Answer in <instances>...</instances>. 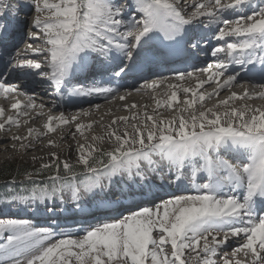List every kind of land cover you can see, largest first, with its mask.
<instances>
[{"label":"snow or ice","instance_id":"snow-or-ice-1","mask_svg":"<svg viewBox=\"0 0 264 264\" xmlns=\"http://www.w3.org/2000/svg\"><path fill=\"white\" fill-rule=\"evenodd\" d=\"M128 7L114 0H0V61L4 69L0 71V95L14 100L10 104L13 114L6 115L0 107V131L21 127V117H27L23 120L27 125L44 115L35 112L37 107H45L24 91L22 81L9 82L3 78L5 74L34 72L49 81L57 95L68 86L69 95L107 93L112 100L123 101L127 94L117 97L115 89L99 86L94 78L109 76V82L123 79L157 34L171 42L166 47L183 42L186 52L190 48L202 51L204 37L198 36L192 25L204 18V29L213 31L215 27L214 39L225 41L211 49L215 63L177 71L174 77L135 89L154 92L164 86L166 99L153 94L151 112L147 105L126 104L124 110L130 115L100 123L103 133L93 134L90 140L85 131H90L94 122L76 123L75 132L69 134H80L85 143L77 145L75 163L61 160L54 151L48 153L47 162L33 155V163L41 161L39 168L22 173L24 180L12 199L47 200L70 193L79 206L82 193L103 190L104 178L135 175L147 180L149 173L155 176L165 169L170 183L179 185L188 179L194 194L176 195L154 206L134 204L135 210L127 215L109 214L103 222L82 227V235L61 233L54 242L48 228L34 227L22 219H0V264H217L220 251H224L219 257L222 264H264V105L232 103L264 100V90L250 93L244 89L218 99L223 90L239 82V73L226 71L231 64L264 81V0H195L191 5L184 0H135L139 19L126 20ZM188 7L193 11L186 16L184 8ZM25 9L35 15L28 43L21 51L16 43L9 45L8 37L13 22L27 23L18 20V13ZM28 53L42 55L43 60L29 59ZM89 53L95 61L90 68L86 66ZM77 72H84L85 79L93 77L90 86L79 81L70 84ZM168 80L178 83H166ZM186 80L195 81L194 86H184ZM213 83L211 91L203 90ZM260 87L264 88V83ZM180 93L185 97L182 103ZM21 95L26 96V103L16 98ZM213 98L216 102L208 106ZM160 109L173 115L164 117ZM75 121L76 115L69 119L63 113H49L43 132L29 127L23 136L13 134L10 139L19 143L11 147L25 156L34 148L32 141ZM105 143L107 149L101 146ZM44 146L60 147L54 139ZM45 172L49 175L38 183L36 178ZM197 179L203 182L197 184ZM239 237L243 243L234 247L229 257L228 241ZM241 254L243 260L238 258Z\"/></svg>","mask_w":264,"mask_h":264},{"label":"bare ground","instance_id":"bare-ground-1","mask_svg":"<svg viewBox=\"0 0 264 264\" xmlns=\"http://www.w3.org/2000/svg\"><path fill=\"white\" fill-rule=\"evenodd\" d=\"M121 1L122 0H115L114 2L120 3ZM133 2L135 3V0H129V2L127 4H129L130 7H128L127 10L131 14V16L132 15L136 16ZM184 2H186L184 4L191 5L195 2V0H184ZM210 7H211V5H210ZM26 11H28V10L27 9L23 10V13H26ZM191 11H193V9L191 7L184 8V14L186 16L190 15ZM28 14H29V12L26 14L27 17H33L35 15L34 11L30 12L29 15ZM30 15H32V16H30ZM225 15L228 16L229 18L234 19V16H231L230 14H225ZM26 16H25V19L27 18ZM125 18L128 20L127 15H125ZM135 19H139V15L136 16ZM18 20L22 21L21 19H18ZM201 22H203V24H204L207 21H206V19L202 18ZM16 24L19 27H22V25H23L22 23H16ZM198 24L199 23L194 24V25H192V27L194 29H198V30H196L197 34H203L206 36L205 42H206V46H207L209 53H211V49L213 47L220 46V45H223L225 43V41H217L216 39H214V32L217 31L218 29H216L214 27L213 31H200L201 29L198 28ZM27 26H28V23H26V27ZM123 30H124V28L122 27L121 31H123ZM155 39H156V41L152 43V46H149L150 47L149 49H147L148 53H147V55H145V58H144L142 64H140L138 67L133 68V70L131 72H129L126 76H124L123 79H112L109 82V76H102L101 77V76L97 75L94 78L96 80V82L99 84V86L110 87L112 89H115L116 92L114 94L117 97L121 94H127V98L123 101L119 100L118 98L115 100H112L108 96L107 93H103V94H96V95L93 94L89 98H85V99L80 98V102L72 101V102H68L65 104L63 101H60V100L55 101L54 98H51V94L53 93L52 92L53 87L50 85V82L47 81L46 79L41 78L39 75L35 74L34 72L25 74L27 72V70H25V72H16V73H13L12 75L6 74L3 77L4 79H7L9 82L22 81L24 91L29 96H32L34 98L35 102H36V100H38L36 103L37 105L44 104L45 107L43 109H40L39 107H37L35 112H43L44 115H40L34 119H31L27 125L23 124V120L27 119V117H21L20 118L21 119V127L17 128L15 126H12L8 131H0V154H4V155L6 154L7 159L8 158L14 159L15 153L12 152V154H10V152L5 150V149L8 150V148H12L11 145L13 143H16L17 145L19 143V142L12 141L10 139L11 135L18 134V135L23 136V135H25L26 128H29V127L36 128L38 131L43 132L44 129H43L42 125L46 121L47 115L49 113L52 115H59V114L63 113L69 119L71 118V116L76 115L77 121L72 122L68 125L58 127L55 133H49L46 136L40 138L38 141H36V140L32 141V143L34 144V148L28 150L27 155H25V159L32 161L31 157L33 155H35L37 158L44 157L45 162H47L48 161V153L53 152L54 148L45 147L44 145L46 144V141L48 139H54L60 145V147L58 148L59 150L54 151V152H57L59 154V156L64 158V160L66 159L70 162H75L77 159L76 149H77L78 141L84 140V137H82L78 133L75 134L74 137L69 134V133L75 132V124L76 123L87 124L90 122H94L93 127H98L101 129L100 133L90 132V131L86 130L85 136H87L88 139L90 140L91 136L93 134L101 135L103 133L104 130L100 127V123H103L105 125L108 124L113 119L110 115H114V114L119 113V112L124 113V115H122V116L130 115L129 112L124 110V105H126V104L131 105L133 103H136L138 105H147L148 106L147 110L149 112H151L152 108L154 107V102L151 98L153 94H156L158 96V98L166 99V96H164L165 88L163 85L160 88H157L154 92H153V90H148L146 88H142L141 91L137 92L135 89L140 88L141 85H144L146 83H152L154 81H160L164 77H174L176 75L177 71H192L194 68H202V67H206L210 63H215L216 58H214V57L213 58L209 57L208 59H206L204 61H200V60H197L196 58H192L194 56L192 50L189 49V52L191 54H189V52H186L185 51L186 46L185 47L182 46V42L178 45H172L170 47H166V45L171 44V42L164 40L163 34H159V36H155ZM227 39L229 41H231L233 38H227ZM27 43H28V39L24 40L23 42H21L17 46L18 49L21 51L24 50ZM39 43H40V46H43L42 42H39ZM15 51H16V49H15ZM93 55L94 54L89 53V55L87 57L86 66L89 68L93 64H95V61L93 59ZM27 58H29V59L35 58L38 61L43 60L42 55L33 57L31 53H28ZM151 61L162 62V63L156 65V68L154 70H151L149 72H145V69L151 65V63H150ZM125 62L127 63V61H125ZM96 67L99 68V65H96ZM3 70L4 69L2 67L0 69V71H3ZM242 70L243 69H241L238 65L231 64V67H228V69L226 71L228 74H233V73H239ZM238 79H239L238 83H235L230 88L223 90L220 93V96L224 95V93H227L229 90H232V89L237 90L238 94L242 93L244 91V89H248L250 93L264 90V88H260V85L262 83H264V81H262V80H260L259 82H256L253 79H251L250 77L242 76V75H239ZM71 81L74 83L79 81L82 85L87 87V86H90V84L92 83L93 77L89 76L87 79H85V73L84 72H77L75 74V76L73 78H71ZM117 83H118V85L115 86L114 84H117ZM166 83H178V82H176L174 80H168V81H166ZM183 83H184V86H190V85L194 86L195 81L186 80ZM214 87H215L214 83L211 85H205L203 90L206 91L207 89L208 90L210 89L209 91H211L212 88H214ZM232 92H233V90H232ZM232 92H229V94H231ZM46 95H49L48 100L50 98H51V100H49V101L45 100L44 98ZM139 95H142L143 97H141ZM181 95H183V93L179 94V96H181ZM16 98L19 99L21 101V103L27 102L26 96L21 95V96H17ZM219 98L220 97H218V99ZM256 100H258V98L253 99V100H236L232 103L234 104V106H239V105L244 104V103L253 105V102H255ZM210 101H212V100H210ZM13 102H14L13 99H11V98L5 99L2 95H0V107H3L5 109L6 115L13 114L12 111L10 110V104ZM260 102L261 103H259L258 105H264V100L260 99ZM211 104L208 103L207 105L210 106ZM256 104L257 103H255V105ZM96 105H99L100 107L96 108L95 107ZM197 108L199 110V106H197ZM166 110L167 109H160L159 111L162 114ZM133 111H140V109H135ZM35 112H31L30 115L35 116ZM84 112H88L89 114L84 115L83 114ZM171 115H173V113H171V114L167 113L166 116H164V117H170ZM41 119H43L44 121L40 122ZM37 124L39 126H35ZM11 129H14V130H11ZM62 135L65 137V139H61ZM105 144H107V143H105ZM19 155H21V154H19ZM40 162L41 161L39 159H37V161L35 163L40 164ZM174 172H175V170H173V175H174ZM118 180L122 181L120 179V177ZM202 182L203 181L198 180L197 184L202 183ZM117 184H119V183L117 182ZM165 185L167 187H169L168 192L165 189H156V190H154L153 193L152 192H136V195L139 196L138 203L141 200H154V198L156 196H162V195H165L167 193H168V195L157 200V203L162 201V200L168 199L172 196H176V195L194 194V189H192L191 186L182 185V184L177 185L176 183H170V182H169V184H165ZM182 189H184L183 192L178 191V190H182ZM173 192H176V195L170 194ZM225 192H227V189H225ZM123 200L128 204V206L130 208L132 205H134V203L128 197H125ZM154 202H156V200ZM154 202H153V204H150L149 206H154ZM133 210H135V208ZM128 211H130V210H128ZM79 217H83V218L76 219L75 220L76 225L72 226V227H68V225H64V223H66L67 220H63L64 223H60V224H63V227H65V228L60 229V230H63V232H65V234L71 233V234L77 235V233L82 228V223H85L87 221L89 222V220H90L89 216H79ZM54 233H56V231ZM59 236H57V237H59ZM55 239L56 238H54L53 240H55ZM241 243H243L242 237L230 238V240L228 241V248H227V253H228L229 257H231L232 249ZM220 252H222V251H220ZM219 254L224 255V251H223V253H219ZM239 257H242V259ZM238 258L241 260L244 259L242 254L239 255ZM217 264H222V261L220 259H218Z\"/></svg>","mask_w":264,"mask_h":264},{"label":"rangeland","instance_id":"rangeland-1","mask_svg":"<svg viewBox=\"0 0 264 264\" xmlns=\"http://www.w3.org/2000/svg\"><path fill=\"white\" fill-rule=\"evenodd\" d=\"M134 3V2H133ZM186 3V2H184ZM135 4V3H134ZM128 8H126L125 10H127ZM29 11H26L25 13V16L26 14L28 13ZM30 14V12H29ZM28 14V15H29ZM135 14L136 15H139L136 11H135ZM125 15H127V13H125ZM31 16V15H30ZM134 15L130 16V19H133L135 17H133ZM24 17V16H23ZM27 17V16H26ZM30 19V17H29ZM127 20V19H126ZM23 78V77H22ZM24 79V78H23ZM208 90V89H207ZM206 90V91H207ZM210 90V89H209ZM208 90V91H209ZM233 92H238L237 90L235 89H232ZM232 90H227L226 92L227 93H224V95L226 94L228 96L229 92H232ZM143 95V94H142ZM142 95H139L141 97H143ZM221 95L219 96L220 98L219 99H223L226 97V95ZM49 95H46L44 99H47ZM184 96L181 95L179 96V100H183ZM185 99V98H184ZM216 99L217 98H214L212 99V101H208L207 104H213L216 102ZM38 100H36L35 103H37ZM257 101V102H256ZM255 102H253V106H256L258 105L260 102V99L256 100ZM259 101V102H258ZM255 103H257L255 105ZM167 113H172V111H169V110H166L165 112L162 113L163 116H166ZM124 115V113L122 112H119V113H116L114 115H110L112 118L113 117H119V116H122ZM44 121L43 119L40 120V122ZM35 126H39L38 124L35 125ZM11 130H14V129H11ZM101 129L98 128V127H93L90 132H96V133H100ZM77 139V138H76ZM80 143H85V140H79L78 141V144ZM102 147L104 148H108L109 145L107 144H103L101 145ZM59 149L58 148H54V151H58ZM8 152H10V154L15 153V158L14 159H10L8 158L7 159V156L6 154H0V170L2 168H7V167H14V168H18V167H24L26 170L28 171H31L33 169H36V168H39V165L40 164H36V163H33L32 161H29L27 159H25V156H21L19 155L20 153H17L16 151H13L12 148H8L7 150ZM17 155V156H16ZM19 155V156H18ZM78 155V154H77ZM60 159L61 160H64L63 157L60 156ZM72 163H75V162H72ZM54 171V170H53ZM46 174H49L48 172H45ZM61 174H63V170H62V166H61ZM45 175V174H44ZM38 179H40V177H38ZM51 182V181H49ZM109 182V179L108 178H104L102 180V184H105ZM0 189H6V190H10L9 187H5V188H0ZM169 189V188H168ZM166 190V189H165ZM95 189L92 190V192H94ZM92 192H89L88 195H84L83 193L81 194L80 196V200H79V204L81 203V201H84L85 198H87V196H89L90 199H94L95 201L99 199L98 197V192L96 191L95 192V195L92 194ZM17 192H13V194H10V193H3V192H0V219H22V220H27L29 221L30 224H32L34 227H37V228H40L42 227L41 225H34L35 221H33V218L35 216H39L41 214V212L43 211H48L49 214H45L43 212V214L47 215L49 218H59L61 215H64V214H67V213H75V212H86L88 211V209L86 208V206H77L76 202H74L71 197H70V193H64L63 196H60V195H57L55 198H52V199H47V200H37V201H33L31 199H26V200H20V201H13L12 197L16 195ZM10 194V195H9ZM171 195H176V192H173V193H170ZM100 195H104V192L103 191H100ZM173 197V196H172ZM170 197V198H172ZM169 199V198H168ZM31 200V201H30ZM158 200V199H156ZM30 201V203H29ZM114 200L110 201L109 200V203L113 202ZM68 208V209H75L74 211H66L65 209ZM49 209H51V211H49ZM22 210H25L26 211V214L27 215H32L30 219H25L26 218V215H23V214H20V212ZM104 221V220H103ZM103 221H100V222H103ZM45 228V227H44ZM50 230V229H49ZM53 234V239L54 238H60V234L62 233V230H56V233H54L55 229H52L50 230ZM58 232V233H57ZM60 233V234H59ZM65 234V233H64ZM83 234V233H82ZM81 234V235H82ZM59 236V237H57ZM3 238H0V242H2ZM54 242V240H53ZM168 250L170 251V246H168ZM221 253V252H219ZM218 260V259H217Z\"/></svg>","mask_w":264,"mask_h":264},{"label":"trees","instance_id":"trees-1","mask_svg":"<svg viewBox=\"0 0 264 264\" xmlns=\"http://www.w3.org/2000/svg\"><path fill=\"white\" fill-rule=\"evenodd\" d=\"M54 170V169H53ZM26 169L22 167L14 168V167H7L2 168L0 170V186H6L12 188L11 190L18 189L20 187V182L24 180V176L22 175L23 172H25ZM44 176H41L40 179H37V182H41L45 179V177L49 174L44 173ZM16 181L15 185H12L10 181L12 180ZM47 183L50 185L51 182L47 181ZM12 192V191H11Z\"/></svg>","mask_w":264,"mask_h":264}]
</instances>
